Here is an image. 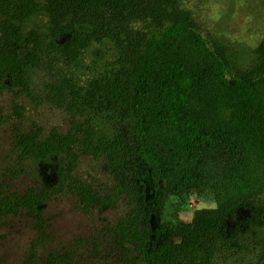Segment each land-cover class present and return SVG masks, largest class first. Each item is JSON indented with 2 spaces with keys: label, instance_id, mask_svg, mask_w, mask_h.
<instances>
[{
  "label": "trees",
  "instance_id": "16d2710c",
  "mask_svg": "<svg viewBox=\"0 0 264 264\" xmlns=\"http://www.w3.org/2000/svg\"><path fill=\"white\" fill-rule=\"evenodd\" d=\"M187 1L0 0V95L35 98L32 73L56 53L70 65L101 53L96 76L64 81L47 97L86 115L84 124L67 136L19 133L15 149L37 164L60 160L55 191L87 209L102 198L74 176L80 157L110 164L129 212L106 234L128 254L124 264H264V40L253 49L206 37ZM41 19L45 32L33 28ZM101 121L118 132H101ZM162 194L182 205L208 194L217 207L183 224L167 218ZM51 197L31 189L0 202L34 217L33 254ZM75 255L73 244L48 264Z\"/></svg>",
  "mask_w": 264,
  "mask_h": 264
},
{
  "label": "rangeland",
  "instance_id": "374dc122",
  "mask_svg": "<svg viewBox=\"0 0 264 264\" xmlns=\"http://www.w3.org/2000/svg\"><path fill=\"white\" fill-rule=\"evenodd\" d=\"M185 7L193 13L206 37L224 38L253 49L264 40V0H188ZM46 23L41 19L33 28L45 32ZM100 68V52H91L75 65L56 53L32 73L35 98L18 92L0 95V202L14 194L22 196L31 189L52 192L42 210L46 239L35 247L34 254L31 249L38 236L34 217L20 206L6 211L0 205V264H48V257L66 254L73 244L76 246L73 264H124L128 254L118 249L106 234L107 227L129 212L127 198L116 194L110 164L104 159L80 157L74 176L93 186L102 198V203L87 209L71 193L55 191L60 160L37 164L21 159L15 149L19 133L36 131L43 138L54 134L67 136L76 125L84 124L86 115L48 101L49 89L64 81L83 86ZM15 105L23 109L20 115L15 112ZM118 126L101 121V132L112 136L118 132ZM161 198L167 218L178 216L183 224H190L197 211L217 207L214 197L208 194H192L184 205L164 194Z\"/></svg>",
  "mask_w": 264,
  "mask_h": 264
}]
</instances>
